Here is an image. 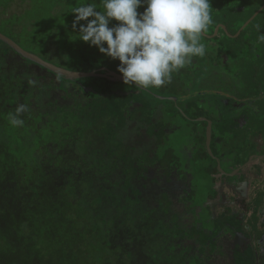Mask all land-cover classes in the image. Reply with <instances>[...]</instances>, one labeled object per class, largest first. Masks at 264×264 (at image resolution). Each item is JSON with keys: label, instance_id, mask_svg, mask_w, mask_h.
Returning a JSON list of instances; mask_svg holds the SVG:
<instances>
[{"label": "trees", "instance_id": "obj_1", "mask_svg": "<svg viewBox=\"0 0 264 264\" xmlns=\"http://www.w3.org/2000/svg\"><path fill=\"white\" fill-rule=\"evenodd\" d=\"M84 2L91 0H0V33L57 67L121 75L119 61L77 39L71 9ZM216 11L203 35L219 24L235 34L245 23L231 18H239L238 11ZM205 39L204 57L193 58L171 83L150 89L173 98L206 89L231 93L236 64L221 76L215 69L238 60L237 40L223 53L213 38ZM146 98L156 100L123 82L64 80L0 41V264H264V183L252 182L250 196L237 201L245 210L241 220L215 216L211 206L217 159L228 169L244 164L253 153L249 130L259 125L264 141V120L244 119L233 128L229 113H211V155L203 145L206 123L183 117L199 96L165 102L175 112L159 111L157 121L155 113L146 115ZM19 104L30 111L21 117L23 127H12L8 116ZM183 123L191 133L181 136L173 126ZM54 129V138L42 140ZM236 233L249 237L246 250H234Z\"/></svg>", "mask_w": 264, "mask_h": 264}, {"label": "clouds", "instance_id": "obj_2", "mask_svg": "<svg viewBox=\"0 0 264 264\" xmlns=\"http://www.w3.org/2000/svg\"><path fill=\"white\" fill-rule=\"evenodd\" d=\"M211 8L210 0H91L72 7V28L79 25L77 39L119 61L125 85L159 89L193 58L207 54L202 36L213 23ZM112 21L117 23L110 27ZM258 40L264 42V33ZM29 111L19 104L9 113L10 125L23 127L21 117Z\"/></svg>", "mask_w": 264, "mask_h": 264}, {"label": "flooded vegetation", "instance_id": "obj_3", "mask_svg": "<svg viewBox=\"0 0 264 264\" xmlns=\"http://www.w3.org/2000/svg\"><path fill=\"white\" fill-rule=\"evenodd\" d=\"M258 1H259V5L251 6L253 5V3H252V0H249L247 5L245 6L247 7L248 10H251V14L250 13L248 15L243 14L245 13V11L246 13L248 11L244 8L235 10V11L240 12L241 15L239 18L238 17L233 18V20L235 19L239 21L244 17V21L247 22L248 20L254 17L252 21L250 22V24L248 25L249 27H246L245 30H242L239 33V35H238V31L240 29L235 34H231L230 33L232 30L231 26L225 25V24H219L216 27V28L219 27L217 34H215V31H214L213 34L209 33L205 35L208 39H212V38L217 37L220 33H221L220 37L227 36L228 34L230 38L237 40L235 43H233V46H235L240 52V57H238L237 61H235L234 63L225 62L215 69L217 74H225L226 73L225 66L236 64V69L233 74L237 82V85H235L232 92L228 93L225 91H222V92L203 91V92H209V93L204 94L203 96H199V97L214 96L215 99H212L211 102L205 101V102L199 103L201 111L194 110L193 108L197 105L193 104L189 106V109L185 110V113H183V117H185L191 122L199 121V122L206 123L205 135H204L205 142L203 145L205 146L207 150H208L207 135H208L209 127L211 129L209 148L211 151H212V148H216L215 147L216 142H214L213 140L215 124L208 118L211 113L217 112V113H222V114L224 113V115L228 117L229 115L232 116L233 120L232 122L230 121V123L232 124L233 128H237L239 126V123L241 124L242 121L243 122L245 121L244 119H249L250 121L255 120V122L253 123L255 125L260 122H263L264 120V85L262 83V77H263L262 73L261 74L259 73V67L262 66V63L260 61L263 59V56H261L260 58H257L255 56V51L253 47L255 40L259 42L258 40L259 35L261 33H264V18L260 19L259 22L257 23L258 18L264 12V2L261 0H258ZM249 6H251V8ZM253 9L255 10L253 11ZM227 10L229 11V9ZM252 26H256L255 33L251 31V29H253L251 28ZM222 40L219 41V45H221L223 49V53H224L226 49L231 48L232 44H230L229 46H227L226 44V47H225L224 44H222ZM210 68L211 66L209 65V63H207L206 68H205L206 77L211 76L213 74L211 70H209ZM195 113L196 114L200 113L201 118L197 120L190 119V117H192L193 114ZM184 124L186 123H183L181 125L177 124L173 126L174 130H179L178 132H179V135L181 136L184 131V127H185ZM221 124L222 123H217L216 125V128H218L219 131H220V128L222 127ZM234 124H236L237 126H234ZM186 127L190 128V126H187V124H186ZM259 128L260 126L256 125V126H252V128H250L249 130L250 134L252 133V136L251 135L249 136L251 138L250 141H248L249 142L248 144L250 145V147L247 149H249L250 151H253V153L249 155L247 161L244 164H242L240 167L228 169V167L222 162V160L217 159V168L219 170V175H217L218 182L221 179H225L229 177L238 179L240 180V182H243L245 179L240 176V173L245 172L248 169H253L255 166L254 164L256 162H259L263 166V168L260 169V173L262 175V180L260 184L256 182L254 177H252L251 175L249 176L248 196H250L251 194V183L252 182H256L257 185H261L262 183H264V152H261L264 150V141L259 136L260 133H257ZM190 133L191 131L190 129H188L187 134H190ZM194 133L195 131L193 132V135ZM256 134H258V136H256ZM200 144H202V142H200ZM229 192L232 197H235V198L238 197L235 193H232L231 191Z\"/></svg>", "mask_w": 264, "mask_h": 264}, {"label": "rangeland", "instance_id": "obj_4", "mask_svg": "<svg viewBox=\"0 0 264 264\" xmlns=\"http://www.w3.org/2000/svg\"><path fill=\"white\" fill-rule=\"evenodd\" d=\"M261 1H263V0H261ZM248 2H249V0H210L211 7H212L211 11L213 10V11L217 12L216 11L217 9H221V10H226V12L224 13V14H226L227 11H228L227 9H229V10L230 9L238 10V9L244 8V9L248 10L247 7H245ZM252 3H253V5H251V6L259 5V1L258 0H252ZM251 6H249V7L251 8ZM252 8H254V7H252ZM14 10H17V7L14 8ZM254 10L255 9H253V11ZM249 13L251 14V10H248L247 13L245 11V13H243V14L248 15ZM240 15L241 14H239L238 16H240ZM220 16H222V14H220ZM223 18L225 19L226 16H223ZM231 18H237V17L232 15ZM253 18H251L247 22L243 23V25H240L242 27L238 31V34L242 30H245L246 27H249L248 25L250 24V22L252 21ZM263 18H264V12L258 18L257 23L259 22L260 19H263ZM255 27L256 26H252L251 27V28H253V29H251V31L253 33L256 32L255 31ZM204 35H206V34H204ZM231 39L232 38H230V36L228 34H227V36H221L220 37V40H222V44H224L225 47H226V44H227V46H229L230 44H232L234 42ZM206 40L207 39H205V41L202 40V42L207 47L208 40L207 41ZM213 40H214V42H216L215 46H218V48L221 49V45H218L219 44V38L216 39V40H215V38H213ZM208 47H209V45H208ZM253 47H254V51H255V56L257 58H260L261 56H263V59L260 61L262 63V66L259 67V73L260 74L262 73V76H263L262 77V83L264 85V42H260V41L258 42L257 40H255V42L253 44ZM206 49H208V48H206ZM93 53L95 54V52H93ZM100 56L103 57L102 55H100ZM111 71L113 73H116V71L114 69H111ZM219 76H221V74ZM229 81H233V79L229 78ZM119 83H121V82H119ZM199 84L200 83H199V80H198V82L195 85H199ZM120 85H113V87L114 88H118V87H120ZM123 87L127 88V86H123ZM200 87H201V85H200ZM196 89H198V88H196ZM205 91H209V90L206 89ZM212 99H215V97L214 96L199 97V98L193 99L190 103L193 105V104H199V103L205 102V101L211 102ZM146 100H147L146 102L144 101L146 106H147L146 115L148 116V113H150V114L155 113V115L152 117L153 118L152 120H156V121L158 120L159 111H165L166 113L169 112L170 114L175 112V108H173L172 104H168V103H165V102L158 103L159 101L156 102V100L149 99V98H146ZM186 106H187V104L180 105V107H186ZM134 123H136V122L134 121ZM128 124H130V121L128 122ZM184 125H185V127H184V131H183L182 135H187L188 128L186 127V124H184ZM125 128H127V125L125 126ZM54 131L56 132L57 130L54 129L52 131L47 132L42 137V140H48V138L49 139L50 138H54V136H53ZM254 165L255 166H254L253 169H248L245 172L240 173V176L245 179L243 182H240V180L234 179V178H231V177L225 178V179H221L218 182V184H217V186H216V188L214 190V199L211 202L212 211H213V214L215 216H218V215H220V213H222V214H226V215L231 214V215L239 218L240 220L244 218L245 210L242 207H239L240 205L237 204V201L240 200V199H246L247 198V196H248L249 176L250 175L252 177H254L256 182L259 183V184L261 183V180H262V175L260 173V169H262L263 166L259 162H256ZM229 191H231L232 193H235L239 198L238 197H236V198L232 197L230 195ZM2 226L4 227L3 224H2ZM0 228H2V227H0ZM236 237H237V239H235V241H234V242H236V245L234 246V250L236 251V250H238V248L246 250L248 248V240H249L248 238L249 237L246 234H243V233H236ZM259 257H264V250L259 255Z\"/></svg>", "mask_w": 264, "mask_h": 264}, {"label": "water", "instance_id": "obj_5", "mask_svg": "<svg viewBox=\"0 0 264 264\" xmlns=\"http://www.w3.org/2000/svg\"><path fill=\"white\" fill-rule=\"evenodd\" d=\"M218 30H219V27L215 30V34L218 33ZM0 41L5 43L10 48H12L18 55L22 56L24 59H26V60H28V61H30V62H32V63H34L40 67H43L44 69L51 72L55 76L60 77L64 80H67L70 82H79V81H81L83 79H87V78H102V79H107V80L112 81V82H123L121 75H119L117 73H113V72L109 73V75H106V74H103L100 72H95V71H92V72H73V71H69V70L57 67L53 64H50V63L42 60L37 55L32 54L30 52H27L26 50L21 48L19 45H17L13 40H11L7 36L3 35L2 33H0ZM138 89L143 91L144 93L154 97L156 100H158L160 102H174V103L182 102V101L194 98L196 96H203L204 94L209 93V92H195V93H191L188 97H185V98H173V97H167L165 95H162V94H160V93H158L152 89H147V90H143L140 88H138ZM83 90L88 94H95L96 93L94 87H84L83 86ZM210 131H211V129L209 127L208 135H207V147H208L209 153L211 154V150L209 148L210 137H211Z\"/></svg>", "mask_w": 264, "mask_h": 264}]
</instances>
